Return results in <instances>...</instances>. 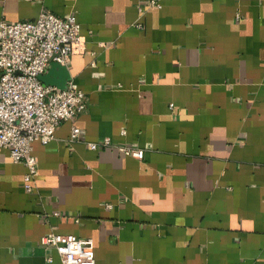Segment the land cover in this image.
<instances>
[{"label":"crops","instance_id":"1","mask_svg":"<svg viewBox=\"0 0 264 264\" xmlns=\"http://www.w3.org/2000/svg\"><path fill=\"white\" fill-rule=\"evenodd\" d=\"M156 1L0 0L6 21L76 17L40 79L86 97L32 141L29 190L0 147V264L57 261L48 231L89 237L93 264H264V0ZM104 135L142 156L87 147Z\"/></svg>","mask_w":264,"mask_h":264},{"label":"built area","instance_id":"2","mask_svg":"<svg viewBox=\"0 0 264 264\" xmlns=\"http://www.w3.org/2000/svg\"><path fill=\"white\" fill-rule=\"evenodd\" d=\"M150 5H158L149 0ZM79 34V22L73 14L56 15L40 9L33 19H0V147L12 161L22 162L26 171L23 186L31 187L35 173L34 140L45 144L53 137L56 125L72 119L86 106L84 91L73 80L58 87L40 79L49 61L66 63ZM79 127L72 124L68 139H76ZM88 148L113 146L125 155L140 158L143 149L125 143H112L107 135L87 141ZM45 248L52 249L57 261L47 254L43 263L93 264L92 241L74 233L48 231L40 236Z\"/></svg>","mask_w":264,"mask_h":264}]
</instances>
